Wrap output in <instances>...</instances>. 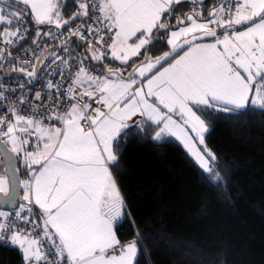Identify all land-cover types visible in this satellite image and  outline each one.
<instances>
[{"label": "snow or ice", "instance_id": "1", "mask_svg": "<svg viewBox=\"0 0 264 264\" xmlns=\"http://www.w3.org/2000/svg\"><path fill=\"white\" fill-rule=\"evenodd\" d=\"M182 2L76 0L77 11L67 19L62 0H11L0 6V62L26 38L30 18L37 26L34 63L29 70L24 66L29 62L20 61L11 71L34 79L38 65L51 56L52 64L63 65L60 75L67 71L71 80L63 91L59 83H47L65 98L63 110L59 99L43 113L30 108V114L9 102L0 114V203L15 204L19 189L24 202L14 214L0 211V240L7 237L18 247L25 264H138L137 241L124 243L115 230L125 205L110 165L118 162L113 145L121 134L147 126L154 139L175 137L204 178L218 182L217 158L205 145L208 127L198 112L264 110V0H221L207 17L195 7L174 14ZM76 19L92 23L72 28ZM41 25L49 30L42 32ZM41 35L59 40L65 56L49 48L37 55ZM74 37L86 42L92 61L103 64L110 56L122 67L102 66L96 75L76 58L73 72ZM207 38L211 42H201ZM160 43L169 50L153 55L150 49ZM6 100L0 92V102ZM25 103L21 96L19 104ZM19 164L27 179H19ZM33 206L39 222L32 219ZM21 222L31 227L22 228Z\"/></svg>", "mask_w": 264, "mask_h": 264}, {"label": "trees", "instance_id": "2", "mask_svg": "<svg viewBox=\"0 0 264 264\" xmlns=\"http://www.w3.org/2000/svg\"><path fill=\"white\" fill-rule=\"evenodd\" d=\"M220 4L185 2L174 6V14L195 7L207 17ZM62 5L67 17L76 0ZM26 25L22 52L35 45L37 26L30 18ZM49 27L39 26L42 32ZM167 50L164 43L150 49L153 55ZM103 65L122 67L109 57ZM198 114L208 127L205 145L217 158L213 167L221 179L206 180L173 138L154 139L147 126L126 129L113 145L118 162L110 165L127 211L116 225L117 236L124 243L137 241L138 264H264V110ZM0 264H24L21 251L0 242Z\"/></svg>", "mask_w": 264, "mask_h": 264}, {"label": "built area", "instance_id": "3", "mask_svg": "<svg viewBox=\"0 0 264 264\" xmlns=\"http://www.w3.org/2000/svg\"><path fill=\"white\" fill-rule=\"evenodd\" d=\"M77 11V3L75 7L70 11L69 15L65 17L66 19L71 16L74 12ZM92 20L87 19H76L70 25L72 28H75L77 25L80 24H91ZM63 31L67 33L68 26H66ZM87 35V33H85ZM39 43V50L36 52L37 55L40 54V51L44 50L45 48H54V51L59 56H65V53L62 49H58V45L60 44L59 40H52L49 37H45ZM21 41L14 46L12 51V57L6 59L3 62H0V92H3L7 97L8 100L0 102V114H3L5 105L9 102L17 103L18 107L22 114H30V108L38 107L41 113L45 112V109L48 108L50 105H56L59 99V109L63 110L67 107V102L64 97H58V94L55 89L49 90L47 88V83L51 80L54 84L59 83L61 85V91L67 88L68 84L71 80L68 78V72L64 71V75L61 76L60 72L63 69V65L57 61L55 64H52L51 56L48 59L44 60L42 64L38 65L36 81L33 85L31 83L34 79L29 80V78L24 75L23 77H15L9 76L4 77V72H14L11 71L14 67L18 68L21 66L20 61H28L29 63L24 65L26 68L31 70V64L34 63L33 61V50L36 49V45H33L28 52L18 51L20 48ZM70 49L74 52V59L72 61L73 67L72 71L76 70L75 65L78 63V59L83 60V64L88 70L96 75H99L101 72V68L93 64V61L90 59V54L85 51L86 42H82L77 38H73V42L69 45ZM78 58V59H76ZM22 86V87H21ZM51 91V94L49 92ZM41 93V99L37 100L36 93ZM23 96L25 98L26 103L23 105L19 104V98ZM95 106V105H94ZM24 203V202H22ZM19 204L16 208L7 211L9 213H13L18 210ZM1 211V210H0ZM33 215L32 219L39 222V212L35 206H33ZM27 215V213H25ZM22 228H30L31 225H24L22 222L20 223ZM1 244L12 246L7 237L4 240H0ZM25 264V262H24Z\"/></svg>", "mask_w": 264, "mask_h": 264}, {"label": "water", "instance_id": "4", "mask_svg": "<svg viewBox=\"0 0 264 264\" xmlns=\"http://www.w3.org/2000/svg\"><path fill=\"white\" fill-rule=\"evenodd\" d=\"M58 49H61L60 47H57ZM54 48H50V50H53ZM88 54V53H87ZM93 64L96 65V66H99L102 68V66H104L103 64H99L97 63L96 61H93ZM4 77H9V76H15V77H23L22 73L20 72H4L3 74ZM36 81V77L34 78V81L31 83V85H33ZM18 176H19V179L21 180V177H20V172L18 173ZM23 200H22V197H21V194H20V189H19V196L17 198V201L15 204H4V203H0V210L1 211H10L14 208L17 207L18 204L22 203Z\"/></svg>", "mask_w": 264, "mask_h": 264}, {"label": "crops", "instance_id": "5", "mask_svg": "<svg viewBox=\"0 0 264 264\" xmlns=\"http://www.w3.org/2000/svg\"><path fill=\"white\" fill-rule=\"evenodd\" d=\"M4 1V0H3ZM65 0H62V3L64 2ZM204 1V0H203ZM186 2H190V0H186ZM182 3H185V2H182ZM2 3H0V6H1ZM201 42H211V38H207L206 40L204 41H201ZM110 58V56H109ZM111 59V58H110ZM112 60V59H111ZM117 63H120L119 61H115ZM19 172L21 173L22 177H21V180H24V179H27V175H26V170L23 166V164H19ZM20 194H21V197L23 196V190L20 189ZM125 205V204H124ZM36 207V206H35ZM38 212H39V209L38 207H36ZM127 213L126 211V207H124V214ZM137 249H138V246H137Z\"/></svg>", "mask_w": 264, "mask_h": 264}, {"label": "rangeland", "instance_id": "6", "mask_svg": "<svg viewBox=\"0 0 264 264\" xmlns=\"http://www.w3.org/2000/svg\"><path fill=\"white\" fill-rule=\"evenodd\" d=\"M207 133V132H206ZM206 133L204 135H206ZM167 137H171V136H167ZM173 138L175 141H177L181 146L182 148L185 150V152L189 155V157L192 159V161L197 165V167L203 172V170L199 167V165L197 164V162L194 160V158L190 155V153L187 151V149L184 147L183 143L180 141V140H177L175 137H171ZM196 146L198 148H200L202 151H203V147L202 145H199L198 142L196 143ZM13 246V245H12ZM15 247V246H13ZM17 249H19L18 247H15ZM20 250V249H19Z\"/></svg>", "mask_w": 264, "mask_h": 264}]
</instances>
